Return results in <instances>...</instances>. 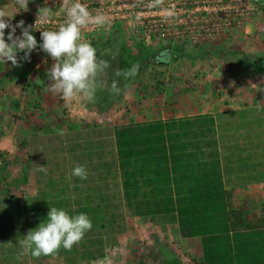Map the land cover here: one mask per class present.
<instances>
[{"label": "rangeland", "instance_id": "374dc122", "mask_svg": "<svg viewBox=\"0 0 264 264\" xmlns=\"http://www.w3.org/2000/svg\"><path fill=\"white\" fill-rule=\"evenodd\" d=\"M252 102L264 110V0H0V264H201L198 239L116 198L121 228L101 257L45 255L19 205L72 174L84 187L93 172H71L75 158L95 143L105 154L116 124L204 110L219 136L238 114L218 112Z\"/></svg>", "mask_w": 264, "mask_h": 264}, {"label": "trees", "instance_id": "16d2710c", "mask_svg": "<svg viewBox=\"0 0 264 264\" xmlns=\"http://www.w3.org/2000/svg\"><path fill=\"white\" fill-rule=\"evenodd\" d=\"M148 59L166 60L158 54ZM233 113L238 114L236 123L226 120L222 135L241 134L235 131L245 124L243 135H252L257 140L254 145L263 146L262 106L244 103L240 108L218 112V116ZM216 121L214 114L204 112L164 118L158 115L114 125L112 145L105 154L104 144L95 143L85 147L84 158H75L78 164L71 172L85 167L93 172L84 187L76 183L84 181V176L72 174L71 185L65 179L57 193L42 191L19 205L30 233H34L31 224L42 231L39 239L31 240V249L43 248L45 255L57 252L64 261L101 257L106 237L121 228L123 213L116 198L137 214L156 213L164 221H175L182 236L197 235L201 264H264V205L260 203L256 212L244 202L216 199L218 194L230 195L231 190L226 189L197 192L201 187L197 181L200 174L204 175L203 146L208 147L209 166L216 162L212 139ZM231 128L235 130L228 132ZM258 164L264 166L263 161ZM108 175L115 186L113 192ZM263 175L260 172L257 177ZM204 196L210 202H190Z\"/></svg>", "mask_w": 264, "mask_h": 264}, {"label": "crops", "instance_id": "0c3cea01", "mask_svg": "<svg viewBox=\"0 0 264 264\" xmlns=\"http://www.w3.org/2000/svg\"><path fill=\"white\" fill-rule=\"evenodd\" d=\"M174 107V106H173ZM175 108H178V106ZM221 111L225 107L219 108ZM209 112V111H207ZM204 113L203 111H196L193 113H186L184 115ZM181 114H170L169 116H179ZM160 116V115H159ZM161 118L168 116H160ZM214 126H216L214 122ZM229 138V139H228ZM215 140L214 149L216 152V162L209 166L208 157H206L207 146H203L204 149V175L200 174V178L197 181L199 187L197 192H204L205 194L210 191H222L231 190L230 195L223 193L218 194L216 199H220L221 202H264V175L257 177L260 172L264 173V166L258 164L261 157V149H257L254 145L257 140L252 137L240 136V134H234L232 137H225L224 135H214ZM228 139V140H227ZM260 151V153H257ZM264 151V150H263ZM243 159V160H240ZM261 161V160H260ZM264 162V161H263ZM200 172V170H199ZM202 175V176H201ZM219 197V198H218ZM190 202H210L208 197L204 196L200 200H191ZM156 213L145 214L143 217L151 218ZM164 220V219H163ZM172 227L177 229L176 223L171 222ZM170 222H162L161 224H169ZM195 238L197 235L184 236L183 238ZM200 242V241H199ZM197 247V245L195 246ZM199 246L196 248L199 250ZM201 253V249H200Z\"/></svg>", "mask_w": 264, "mask_h": 264}, {"label": "flooded vegetation", "instance_id": "af4514ba", "mask_svg": "<svg viewBox=\"0 0 264 264\" xmlns=\"http://www.w3.org/2000/svg\"><path fill=\"white\" fill-rule=\"evenodd\" d=\"M166 51V50H165Z\"/></svg>", "mask_w": 264, "mask_h": 264}]
</instances>
